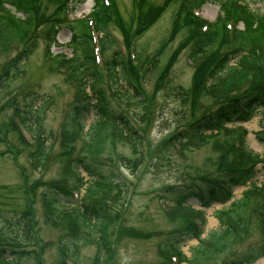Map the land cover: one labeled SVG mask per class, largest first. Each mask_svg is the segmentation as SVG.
I'll use <instances>...</instances> for the list:
<instances>
[{"label":"trees","instance_id":"trees-1","mask_svg":"<svg viewBox=\"0 0 264 264\" xmlns=\"http://www.w3.org/2000/svg\"><path fill=\"white\" fill-rule=\"evenodd\" d=\"M70 1L0 0V53L6 55L15 50L14 56L8 61L9 64L0 73L1 88L10 79L16 78L15 73L21 70L22 63L36 47L38 39L45 42L44 54L49 56V46L54 42V36L61 26L60 22H65L66 13L75 7V4L70 5ZM104 1L93 0L88 17L66 23L71 32L68 44L72 54L68 57L61 53L50 56L51 60L66 71V77L74 79V96L65 109V119L68 121L62 124L59 140L62 151L66 154L61 162L63 181L47 182L41 193L45 216L51 223L62 222L69 236L68 241H59V261L75 262L80 250L79 245L92 243L95 250L89 264H110L111 236L120 218L112 203L113 199L124 195L126 189L123 179L113 173L112 168L104 167L102 159L107 158L113 162V156L117 155L116 161H131L132 167H136L139 163L136 154L140 151L141 134L145 131L146 124L138 127L137 116L126 111L123 113L120 108L121 101L129 103L131 108L139 106L142 110L140 119L144 122L148 120L145 118L148 116V104L143 103L147 97L142 98L129 79L131 77L137 80L139 66H131L127 57H122L124 61L121 59L118 50L112 48V38L107 28L111 23L116 24L122 31L127 48L130 40L137 38L140 32L146 30L162 14L167 3V6L175 4V7L166 37L171 39L176 31L182 32L183 36L176 50L180 49L182 43L187 45L192 42L195 63L188 86H180V93L174 92L180 107V120H186L184 126L164 139L161 147L170 149L177 143L187 147L189 144L203 145L210 142L216 155L211 163L214 171L200 177L193 176L194 179L185 182L183 179L182 182L161 189L159 197L171 207V211L166 213L178 217L182 226L158 243V254L165 261L175 255L176 262L173 264H179L181 261H186L187 264H202L211 252L225 250L227 246L238 241L251 226L250 219L244 213L254 200L257 204L253 210L255 216L252 215V222H256L255 225L257 224L264 234V185L257 187L251 182L257 163H261L264 175V152L259 155L247 148L244 127L225 128L226 123L248 118L258 107L264 109V63L261 62V54L264 51V11L253 10L242 0H184V4L183 0H164L165 3L158 8L151 5L141 8L142 3L146 4L143 0H132L137 9L131 13L134 27L129 31V27H124L120 20L116 1ZM209 1L217 4L218 14L213 22L207 24V29L202 31L199 28L201 22L185 7L190 9L191 5L198 7ZM113 7L116 14L114 18L111 16ZM16 12H21V15L17 16ZM225 21L239 22L242 28H227L223 24ZM94 32L100 34L98 40L103 50L111 48V56L107 61L111 72L110 81L114 85L120 80L125 83L128 80L125 91L133 97L132 100L124 93H114L115 97L111 99L108 97L93 62ZM229 36L233 38L234 45L219 55L222 52L221 46L225 45ZM231 58L235 61L229 65ZM158 60V57L155 58L151 64L155 65ZM125 64L131 70L129 77ZM157 72L158 83L163 80L164 71L157 67ZM206 73L216 77L218 84L207 88L203 82ZM86 87L89 88L90 94L85 91ZM193 97L202 98L204 101L195 110L191 104ZM20 99L21 102L14 98L9 99L7 106L12 108L19 124L32 136L33 144L27 157L32 168L41 169L48 159L50 146L42 125V115L39 114L43 106L35 105L36 93L31 90L20 96ZM89 111H93L95 120L84 130V118ZM184 114L190 116V119H185ZM259 138L264 140V137ZM125 142L134 154L132 157L116 150L117 143ZM106 146L108 154L104 155ZM81 170L87 175V180H84ZM247 181L251 184L242 192L240 198L230 201L228 207L217 212L218 230L210 231L206 237L201 238L203 229L194 220H190V215L195 213L199 216L200 225L203 226V211H194L191 206L185 205L186 201L193 198L203 206H209L213 202L225 203L232 196L231 188ZM82 186V197L79 201L73 200L72 192ZM71 202L75 204L70 206L69 212L64 213V209ZM242 208L243 211H240ZM24 213H27L26 208ZM29 223L28 218L27 232L32 231ZM190 238H196L198 243L187 258L180 250V245ZM30 253L32 254L33 250L18 249L10 243H0V264L14 262ZM262 255L264 238L259 244L247 246L244 251L224 264H251Z\"/></svg>","mask_w":264,"mask_h":264},{"label":"rangeland","instance_id":"rangeland-1","mask_svg":"<svg viewBox=\"0 0 264 264\" xmlns=\"http://www.w3.org/2000/svg\"><path fill=\"white\" fill-rule=\"evenodd\" d=\"M115 1L118 5L116 8L121 14L120 20L124 23V27H129V31H131L134 27L131 13L136 11V6L132 0ZM144 1L146 4L140 5L141 8H147L150 5L158 8L165 3L164 0ZM243 1L253 10L264 11V0ZM71 3L75 4V7L69 17L81 18L89 13L93 0H71ZM167 4L166 8L162 10V14L146 30L140 32L132 46L133 54L143 60L144 55L152 54L158 49L160 43L165 42L160 60L155 65H144H148L146 76L142 80V86L147 92L150 102L149 115L146 118L148 120L144 122L140 119L142 110L139 107L131 108L129 103L121 101V105L126 110L137 116L138 127L146 124L145 131H142L141 134L142 145L139 153L136 154L139 157V163L133 168L131 161L129 163L116 161L117 155L113 156V162L107 158L102 159L104 167L112 168L113 173L123 179L126 189V193L113 199L112 203L113 207L118 210L120 218L111 236L113 250L111 264H167V261L162 260L163 258L158 255V243L162 242L166 235L176 232L182 224L178 217L167 214L168 208L159 202L157 193L160 187L182 182L183 179L185 182L191 178L194 179L193 176L199 175L200 177L202 174L214 171L211 163L216 152L213 151L210 142L203 145L189 144L187 147L178 144L170 149L161 147V142L168 138V133L176 128L180 121V107L175 99V93L181 92L180 86H188L193 71V62L189 58L190 48L182 43L181 47L179 46L180 49L176 50L178 42L183 36L182 32L176 31L171 40L166 41L171 24V14L175 7V4L170 6ZM7 6L10 8L9 5ZM196 13L206 20H213L218 14L217 4L206 2ZM19 14L20 12L17 13V15ZM237 25L242 27L241 23ZM108 33L112 38L113 47L118 50V53L125 54L121 29L117 25L111 24L108 26ZM69 37L70 30L63 24L56 35L57 42L62 45L53 44L51 51L70 56L72 49L67 43ZM39 40L21 65L24 70L23 76L10 79L3 88L0 86V243H10L18 249L33 250L32 254L24 255L7 264H89L95 250V245L92 243L81 244L76 262L61 263L59 261L57 250L59 241H68L69 236L62 222L56 224L47 222L43 200L40 196L47 182L60 180L64 177L61 162L66 154L63 153L59 144V136L62 124L64 125L68 121L65 119L64 111L72 100L74 86L64 80L65 74L54 70L56 63L53 60L43 58L44 43ZM231 46L223 45L220 51ZM14 53L15 50H12L5 56L0 55V71L2 64ZM96 53L99 55V60L95 59V62L99 66L102 54L99 51H95ZM126 53L129 54L130 50H127ZM104 55L109 58L111 51H104ZM134 60L135 57L132 62ZM234 61L235 59L231 58L229 65ZM261 62L264 63V51L261 54ZM157 67L164 71L163 80L158 83L156 82ZM103 79L109 80V88L107 86L106 89L109 96L112 93H124L126 97H129V100L133 99L129 93L122 89V86L114 87L109 76H103ZM122 85L125 86L124 83ZM25 89H31L36 93V106H43L39 114L42 115L45 133L49 136V155L41 169H34L29 163L27 153L32 148V140L23 129L21 131L24 137L21 136L19 130H13L10 118L13 110L6 105L10 97H17L16 99L21 102L19 97ZM85 91L89 93V88L86 87ZM193 99V103H191L193 110L204 102L202 98L193 97ZM184 118L190 119V116L184 114ZM93 120H95V115L93 111H89L84 118L83 129L86 130ZM262 122L264 123V109L256 108L248 118L233 124L228 123L227 127H245L247 129L245 143L247 148L260 155L264 152V140L259 138L264 137V130H260L264 127ZM117 144V151L130 157L134 155L126 142ZM103 154H108L107 146ZM255 169L252 182L258 187L264 183V175L260 164H256ZM81 175L84 176V180L88 179L82 170ZM68 178L70 181V177ZM244 189L243 185L234 186L232 197L224 204L213 202L209 206L199 208L200 205L194 199L187 200V203L191 204L194 209H202L205 215L206 220L201 238L206 237L210 231L218 230L217 212L221 208L228 207L231 200L238 199ZM256 204L257 201L254 200L244 213L250 219L251 226L244 231L239 240L227 246L223 251L211 252V255L202 264H220L233 258L236 254L238 255L247 246L259 244L262 241V231L257 227V224L255 225L256 222H252ZM25 208L27 213H24ZM236 210L238 211V208ZM240 211H243V208ZM28 218L32 230L29 232L26 231ZM197 243V239L194 238L181 243L180 249L184 257H190L191 250ZM180 264H187V262L182 261ZM251 264H264V255Z\"/></svg>","mask_w":264,"mask_h":264}]
</instances>
